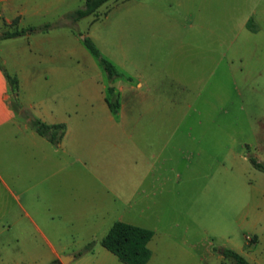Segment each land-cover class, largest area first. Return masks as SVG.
<instances>
[{
	"label": "rangeland",
	"instance_id": "rangeland-1",
	"mask_svg": "<svg viewBox=\"0 0 264 264\" xmlns=\"http://www.w3.org/2000/svg\"><path fill=\"white\" fill-rule=\"evenodd\" d=\"M71 1L72 9L83 3ZM114 5L115 0L106 1L98 15ZM95 17L92 13L80 18V28L87 31ZM143 18L139 13L135 18L126 15L113 27L110 14L93 25L95 33L98 29L103 33L102 45L95 42L101 53L123 72L110 80L90 54L107 84L145 77L157 83L125 94L123 116L111 130L100 107L88 111L89 102H84V162L90 167L79 172L83 163L76 162L72 173L57 172V176L84 174V185L72 189L84 192V200H73L70 216H56L68 225L61 233L90 236L102 246L100 237L119 213L126 212V221L154 231L148 242L152 250L148 264H234L230 257L219 258V247L243 243L264 211V171L249 159L264 162V32L235 36L216 30L199 38H176L167 35L159 20ZM50 23L48 29L33 33L72 29L62 20ZM93 72L84 67V78H92ZM118 98L119 109V91ZM13 100L18 104L20 97ZM132 162H150L151 171L147 163L143 173L135 174ZM95 174L124 198L112 199L108 185ZM132 177L137 179L130 191ZM10 185L16 190L15 182ZM97 193H104L99 200L113 207L104 223L86 230L83 216L72 211L83 202L96 201ZM4 203L16 206L13 198ZM7 218L0 211V228ZM14 237L15 231L1 232L0 244L14 242Z\"/></svg>",
	"mask_w": 264,
	"mask_h": 264
},
{
	"label": "crops",
	"instance_id": "crops-1",
	"mask_svg": "<svg viewBox=\"0 0 264 264\" xmlns=\"http://www.w3.org/2000/svg\"><path fill=\"white\" fill-rule=\"evenodd\" d=\"M63 3H68L65 9ZM71 3V0H0V32L57 20L82 31L77 34L65 28L0 39V199H4L0 211L9 217L0 233L15 231L14 242L0 244V264H46L56 258L60 264H127L102 244L95 245L91 252L77 255L92 237L64 236L61 231L67 230L68 225L61 224L56 217L70 216L69 206L76 197L84 200V192L72 191L84 185V174L57 176L58 171L72 173L76 162L83 163L80 166L83 170L79 172L84 171V166L90 167L84 162V102H89L88 111L100 107L111 130L112 124L123 116L125 94L138 92L142 87L149 89L157 83L146 77L134 83L115 80L113 85L120 92V108L116 113L110 109L103 72L82 42V37L88 35L102 45L103 33L99 29L95 33L93 26L96 21L112 14L114 27L123 16L135 18L139 13L146 22L159 20L161 27L168 30L167 35L176 38H199L204 32L210 34L216 30L235 36L243 32H264V0H115L113 9L102 16L97 14L85 32L80 28V19L72 21L65 16L73 10ZM84 67L94 70L92 78H84ZM7 73L17 79L15 90ZM16 95L20 97L18 109L13 102ZM31 116L47 123H64L59 142L53 143L38 133L30 125ZM139 163L132 162L130 166L135 174L143 173L141 168L147 163L151 171L150 162ZM95 175V179L108 185L99 174ZM132 179L134 185L130 191L135 188L137 178ZM10 182L17 184L16 190ZM107 189L112 199L124 198L114 185H108ZM262 192L264 199V189ZM94 196L96 201L83 202L77 211H72L83 216L86 230H94L104 223L113 207L111 202L105 205V200H99L105 198L104 193ZM11 198L15 207L4 203ZM128 198L131 200L130 194ZM125 213H119L114 221H126ZM258 220L259 224L251 226L245 234L243 243L232 247L251 264H264V211ZM224 247L228 246L219 247V258L226 257L222 254ZM150 259L151 256L146 264Z\"/></svg>",
	"mask_w": 264,
	"mask_h": 264
},
{
	"label": "trees",
	"instance_id": "trees-1",
	"mask_svg": "<svg viewBox=\"0 0 264 264\" xmlns=\"http://www.w3.org/2000/svg\"><path fill=\"white\" fill-rule=\"evenodd\" d=\"M106 1L108 0H85L82 6L67 12L65 16L70 18L72 21H75L92 13L97 15L98 8ZM51 25L52 24L50 22H45L39 26L28 25L21 28L5 29L0 32V39L31 33L38 29H48ZM248 25L251 27V19L248 21ZM71 27L77 34H82V32L76 30L72 24ZM82 42L104 68L110 80L114 77L123 76V72L120 71L109 58L101 53L100 49L90 36L84 35L82 37ZM7 77L10 81L12 90H15L17 88L16 77H12L8 73ZM106 101L110 109L116 113L119 107V98L118 91L113 84H107ZM14 106L16 109L19 108V104H16L15 102ZM29 122L38 133L46 136L53 143L59 142L65 129V125L62 122L47 123L35 116H31ZM249 159L254 167L264 171L263 161H260L253 156H250ZM152 235L153 230L148 227L124 220H116L101 238L100 243L127 264H146L152 253L150 247L148 246V241ZM94 247L95 240H90L77 251V255L91 252L94 250ZM222 254L230 257L235 264H251L241 253L232 248L224 247ZM46 264H60V260L56 258Z\"/></svg>",
	"mask_w": 264,
	"mask_h": 264
},
{
	"label": "water",
	"instance_id": "water-1",
	"mask_svg": "<svg viewBox=\"0 0 264 264\" xmlns=\"http://www.w3.org/2000/svg\"><path fill=\"white\" fill-rule=\"evenodd\" d=\"M65 256H66V255H65ZM61 258H62V260H64L63 257H61Z\"/></svg>",
	"mask_w": 264,
	"mask_h": 264
}]
</instances>
